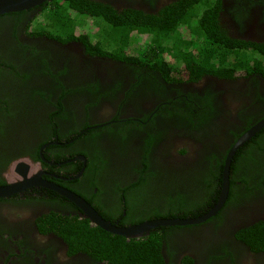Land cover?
Masks as SVG:
<instances>
[{"label": "flooded vegetation", "instance_id": "1", "mask_svg": "<svg viewBox=\"0 0 264 264\" xmlns=\"http://www.w3.org/2000/svg\"><path fill=\"white\" fill-rule=\"evenodd\" d=\"M53 1L0 15V186L37 176L116 227L207 214L222 194L229 152L264 118V72L195 74L176 59L152 68L139 41L99 48L92 39L103 32L88 16L84 25L68 20L62 32L48 25ZM192 1L85 4L122 26L130 17L167 18L191 33ZM211 1L219 34L264 46V0ZM207 2L196 3L200 16ZM257 134L230 163L224 205L199 223L128 237L42 184L1 196L0 264H125L119 250L100 244L106 236L132 252L159 242L158 264H264V228L254 231L264 222V133ZM87 233L95 241L83 240Z\"/></svg>", "mask_w": 264, "mask_h": 264}, {"label": "trees", "instance_id": "2", "mask_svg": "<svg viewBox=\"0 0 264 264\" xmlns=\"http://www.w3.org/2000/svg\"><path fill=\"white\" fill-rule=\"evenodd\" d=\"M87 1L63 0L61 2V0H54L53 6L57 13L55 18L52 19L53 24L47 22L50 18L47 15L46 20L43 21L48 25H54L61 32L62 29L60 28L68 26L67 23H69L68 20L70 19L72 20V22L70 21L72 25H84L87 21V16L92 20L103 21V28L101 29L103 37H98L95 40L99 48L103 51L112 50L111 52L123 47L132 49L136 48L134 41H139L138 47L148 52L146 55L150 54L153 56L146 62L152 68H157L158 65H165L166 63L171 64L176 59L185 68L195 70L193 71L195 74L197 70L214 74H217V71H222V74L223 71H229L231 76H235L236 74H241V72L251 73L256 71V68L257 71L264 72V46L255 45V47H251L242 45V43L237 44L236 41L231 44L232 40L230 38L219 34L217 30L218 23L214 20L215 16L210 20L208 18L212 15L209 10L214 2L211 0L210 3L207 2L208 9L203 10L202 16H200V9H198L196 4L199 0L192 1L190 14L194 13L191 16L192 19L191 17L190 19L193 20L195 18V21L192 23L189 21L193 28L191 33H187L182 29L179 23L181 20L174 22L165 20L167 18L155 21H148L149 18H141V22L137 18L138 22H134L132 17L129 16L131 19H121L125 23L122 26L113 21H108L102 14L98 15L93 11L92 13L86 12L85 3ZM201 1L204 2L205 0ZM69 14H72L70 18ZM65 16L67 19H64ZM153 62H156V65ZM172 66L175 67V65ZM263 133L264 128L257 134L256 138ZM252 142L258 143L255 137L248 143L251 144ZM258 225L259 227H256L254 231H262V228H264V222ZM101 239L103 241H100V244H106L102 245L104 248H109L112 251L119 250L116 253L122 254L125 264H158L157 256L161 255L159 242H157L158 246L155 247L157 244L152 246L150 242L145 241L138 246L137 252H132L128 246H122V248L118 246L109 236ZM83 240L95 241V233H87Z\"/></svg>", "mask_w": 264, "mask_h": 264}, {"label": "water", "instance_id": "3", "mask_svg": "<svg viewBox=\"0 0 264 264\" xmlns=\"http://www.w3.org/2000/svg\"><path fill=\"white\" fill-rule=\"evenodd\" d=\"M45 1L48 0H0V15L27 10L36 7ZM107 108L108 109L111 108L109 104H107ZM262 128H264V118L258 121L252 127H250L235 142L233 148L231 149L227 157V162H226L227 164L225 167L224 177H223V189L219 202L207 214H204L197 218H160V219L144 222L137 226L116 227L111 225L109 222L105 221L85 200L75 195L74 193L66 192L65 190L61 189V187L53 183H49L48 181H43L38 179L37 176H32L31 178H29L27 177V174H21L23 176L22 179L16 182L0 186V197L7 196L11 193L25 189L26 187L32 185L42 184L50 188L56 189L62 193H66L67 196H69L72 200H74L81 207H83L88 217H90L91 220L97 225H100L101 227H104L113 232L126 235L128 237L130 235H138L144 231H148L150 228H154L160 225H186V224L203 222L206 221L208 218H210L212 215H214L224 205V202L229 192L230 163L236 151L241 145H243L245 142L249 141L252 137H254Z\"/></svg>", "mask_w": 264, "mask_h": 264}, {"label": "rangeland", "instance_id": "4", "mask_svg": "<svg viewBox=\"0 0 264 264\" xmlns=\"http://www.w3.org/2000/svg\"><path fill=\"white\" fill-rule=\"evenodd\" d=\"M94 21H96V20H94ZM102 23H103V22H100L99 20H97V22L94 24V27H96V28H98V29L101 30V29L103 28ZM0 33L2 34V29H0ZM98 37L101 38V37H103V36H101V34L98 32L97 34H95V35L93 36L92 41L97 40Z\"/></svg>", "mask_w": 264, "mask_h": 264}]
</instances>
